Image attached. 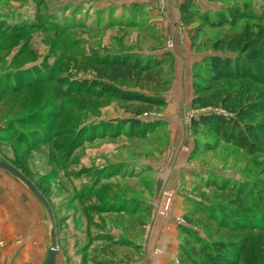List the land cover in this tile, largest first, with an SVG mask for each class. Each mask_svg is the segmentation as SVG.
Masks as SVG:
<instances>
[{"label":"rangeland","instance_id":"rangeland-1","mask_svg":"<svg viewBox=\"0 0 264 264\" xmlns=\"http://www.w3.org/2000/svg\"><path fill=\"white\" fill-rule=\"evenodd\" d=\"M184 1L0 0V162L50 203L54 264H193L219 244L245 245L238 264H264V147L250 153L191 125L211 111L192 106L197 65L218 53L216 40L264 30V0H192L210 13L249 4L251 19L214 29L186 27ZM116 57L163 61L157 84L117 85L165 106L93 89ZM204 83L262 104L251 122L264 124V69ZM129 119L147 134L120 125ZM51 228L39 199L0 167V264H45Z\"/></svg>","mask_w":264,"mask_h":264},{"label":"trees","instance_id":"trees-1","mask_svg":"<svg viewBox=\"0 0 264 264\" xmlns=\"http://www.w3.org/2000/svg\"><path fill=\"white\" fill-rule=\"evenodd\" d=\"M249 4H234L219 9L215 13L203 12L199 5L192 0H185L180 7V14L186 27L191 28L196 21L209 28H234L239 22L251 19L248 11ZM264 13V11H263ZM201 33L200 27H194L191 31L192 41L195 43ZM264 30L257 33L251 31L246 25L240 34L224 36L213 44L214 51L218 52L203 59L197 68L203 72V77L194 74L195 96L192 106L196 109H208V113H201L192 120V128L197 131L211 130L222 140L232 143L254 153L263 150L264 124L256 125L251 122L256 114L262 111L263 105L259 102L242 101L243 98H235L231 93L222 94L214 91L212 86L204 83L221 81L253 80L254 72L264 69V42L262 38ZM226 52V53H225ZM163 61H143L129 57H116L101 62L103 71H99L100 77L91 84L93 89L118 97L124 102L138 103L145 110L165 106V100L152 95L143 94L134 90L124 89L117 85L145 86L158 83L159 72ZM106 79V80H105ZM7 89H1L2 92ZM243 103H242V102ZM143 110L138 114H142ZM117 122V121H115ZM120 125H130L137 130L138 136L147 134V127L139 119L124 120ZM116 130L111 126V132ZM219 250L214 246L204 245L197 255L190 258L193 264H238L246 254L245 245L231 246L219 244ZM198 257V258H197Z\"/></svg>","mask_w":264,"mask_h":264},{"label":"water","instance_id":"water-1","mask_svg":"<svg viewBox=\"0 0 264 264\" xmlns=\"http://www.w3.org/2000/svg\"><path fill=\"white\" fill-rule=\"evenodd\" d=\"M0 167L7 170L12 175L16 176L21 181H23L27 185V187L29 188L31 193L36 198L39 199V201L42 203V205L47 210L48 215H49L51 222H52V228H51V246L48 249L45 264H54L55 258H56L57 252H58V238H57V232L55 229V217H54V213H53V210L51 208L50 203L47 201L45 196L37 189V187L26 176H24L19 171H17L13 167H11L5 163L0 162Z\"/></svg>","mask_w":264,"mask_h":264}]
</instances>
